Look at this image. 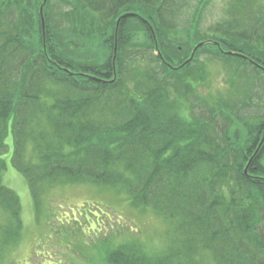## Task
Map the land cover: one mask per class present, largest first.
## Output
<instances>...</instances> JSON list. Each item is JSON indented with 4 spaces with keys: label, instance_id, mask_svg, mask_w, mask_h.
<instances>
[{
    "label": "trees",
    "instance_id": "1",
    "mask_svg": "<svg viewBox=\"0 0 264 264\" xmlns=\"http://www.w3.org/2000/svg\"><path fill=\"white\" fill-rule=\"evenodd\" d=\"M210 1L0 0V258L24 227L12 148L37 218L45 187L88 182L167 221L162 246L101 238L96 264H264V111L200 92L205 52L244 97L264 80V0L202 29Z\"/></svg>",
    "mask_w": 264,
    "mask_h": 264
},
{
    "label": "rangeland",
    "instance_id": "2",
    "mask_svg": "<svg viewBox=\"0 0 264 264\" xmlns=\"http://www.w3.org/2000/svg\"><path fill=\"white\" fill-rule=\"evenodd\" d=\"M188 1L193 6L198 0ZM225 5V0L210 1L202 29L224 15ZM208 55H200L209 70V82L200 92L231 103L244 101L245 105L238 109L247 113L264 111V80H254L249 90L251 96L244 97L248 90L243 92V83L232 86L231 67L221 58ZM12 150L4 155L8 159L4 181L21 198L24 227L19 241L4 252L0 264H96L103 256V237L104 243L134 240L153 247L163 245L167 221L150 206L135 207L125 193L107 185L68 182L47 186L41 201L42 215L37 218L26 178L12 166ZM6 216L0 212V221Z\"/></svg>",
    "mask_w": 264,
    "mask_h": 264
},
{
    "label": "water",
    "instance_id": "3",
    "mask_svg": "<svg viewBox=\"0 0 264 264\" xmlns=\"http://www.w3.org/2000/svg\"><path fill=\"white\" fill-rule=\"evenodd\" d=\"M45 1H46V0H45ZM41 13H42V19H43V23H44L43 6H41ZM205 42H206V41H203V42H200L198 45H196L195 48H194V51H195V49H196L198 46L204 44ZM194 51H193V52H194ZM228 53H231V52H228ZM247 58H249V57H247ZM249 59H250V58H249ZM187 61H189V60H187Z\"/></svg>",
    "mask_w": 264,
    "mask_h": 264
},
{
    "label": "bare ground",
    "instance_id": "4",
    "mask_svg": "<svg viewBox=\"0 0 264 264\" xmlns=\"http://www.w3.org/2000/svg\"><path fill=\"white\" fill-rule=\"evenodd\" d=\"M45 2H46V1L44 0V3H45ZM42 6H43V5H42ZM43 7H44V6H43ZM202 42H203V41H202ZM206 42H207V41H206ZM199 43H200V42H199ZM199 43H198V44H199ZM198 44H197V45H198ZM193 55H194V52H192L191 57H192Z\"/></svg>",
    "mask_w": 264,
    "mask_h": 264
}]
</instances>
